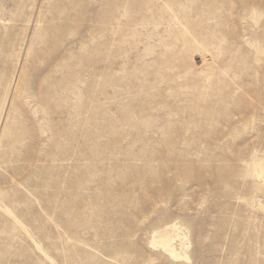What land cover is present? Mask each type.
I'll use <instances>...</instances> for the list:
<instances>
[{"label":"rangeland","instance_id":"1","mask_svg":"<svg viewBox=\"0 0 264 264\" xmlns=\"http://www.w3.org/2000/svg\"><path fill=\"white\" fill-rule=\"evenodd\" d=\"M1 55L0 199L53 261L264 264V0H0ZM31 235L0 209V264H53Z\"/></svg>","mask_w":264,"mask_h":264},{"label":"bare ground","instance_id":"2","mask_svg":"<svg viewBox=\"0 0 264 264\" xmlns=\"http://www.w3.org/2000/svg\"><path fill=\"white\" fill-rule=\"evenodd\" d=\"M207 32L206 35V39L209 43V36H208ZM12 39V36H11ZM193 54H194V48L191 47H187L186 49V57L187 60L190 61V63H192V59H193ZM202 56L203 59V63H204V68L201 70V73H203L205 70V67L210 64V56L205 52V51H201L199 53ZM201 59V60H202ZM7 64H8V60L5 59L4 56H0V66L2 65L3 68H0V80L1 78L5 75V71L4 69L7 68ZM192 69L195 71V68L192 65ZM184 70L182 69V72ZM14 78V75L12 76V79ZM0 209L3 210L4 212H6L8 215H10L12 217V219L18 223L26 232L30 234L29 228L28 226L15 214V212L5 203L0 199ZM177 231V224L174 223L171 226H168L165 228V230L163 231V233H160L158 238L155 240V242L162 244L164 246V248L166 250H168L169 252H171L173 255L175 256H185L186 258L190 259L189 255L186 254H182L180 251H177V248L174 247V245L172 244L174 240H176L177 238H179V234L176 232ZM32 237V235H31ZM33 238V237H32ZM34 244L36 245L37 248H39L40 250L44 251V253L46 254L47 258L51 259L52 258L45 252V250L42 248V245L39 241L35 240L33 238ZM53 261V260H52ZM53 264H57L55 261H53Z\"/></svg>","mask_w":264,"mask_h":264}]
</instances>
